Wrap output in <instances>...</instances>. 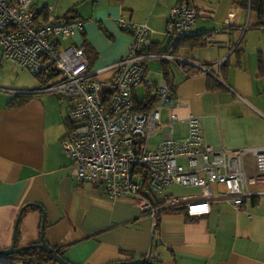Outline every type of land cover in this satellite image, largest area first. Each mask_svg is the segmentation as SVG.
<instances>
[{"label": "crops", "instance_id": "1", "mask_svg": "<svg viewBox=\"0 0 264 264\" xmlns=\"http://www.w3.org/2000/svg\"><path fill=\"white\" fill-rule=\"evenodd\" d=\"M180 1L91 0L92 10L87 13L81 11L79 2H72L68 10L39 7L35 0L33 4L36 11L50 17L54 12L52 17L57 19L77 9L74 20L83 21L84 30L63 44L87 43L90 65L101 72L130 50L133 36L120 29V19L151 29L148 47L158 49L151 53L169 51L170 11ZM195 8L197 20L175 55L212 67L206 72L193 64L149 59L150 85H144L142 98L136 87L134 101L143 109L146 102L155 100L150 92L162 79L167 81L177 98L174 113L181 120L197 117L205 146L216 151L247 149L244 169L251 195L236 206L224 184L210 183L200 194L180 196L208 200L209 214L189 220L182 205L164 211L153 229L151 217L133 200L110 199L95 185L79 180L62 142L69 131L68 99L40 90L41 85L29 89L1 86L6 83L4 63L9 61L1 62L0 57L1 250L14 242L17 247L41 243L44 211L46 241L71 264L134 259L157 264H264V174L258 171L252 153L264 150V27H257L258 13L241 0H196ZM151 60L158 62L150 65ZM97 76L102 80L112 77L102 72ZM22 91L34 97L21 107H9L14 95ZM164 115L167 121V109L162 119ZM175 136L187 138V122L176 123ZM4 258L0 257V264H7Z\"/></svg>", "mask_w": 264, "mask_h": 264}, {"label": "built area", "instance_id": "2", "mask_svg": "<svg viewBox=\"0 0 264 264\" xmlns=\"http://www.w3.org/2000/svg\"><path fill=\"white\" fill-rule=\"evenodd\" d=\"M33 1L0 0L3 61L44 76L48 85L43 91L68 99L71 128L62 142L81 182L95 185L110 199L133 200L151 217L153 229L164 211L182 205L190 217L211 212L208 200L190 201L166 194L174 184L204 189L210 183L224 184L236 206L251 195L244 169L247 149L216 151L205 146L197 117L181 120L174 113L177 98L167 81H160L154 90L155 100L146 102V110L134 101L136 87L150 85L149 59L193 64L206 71V67L173 52L194 27L196 0H182L171 9L166 34L172 46L167 52H147L152 33L147 25L118 20L120 29L130 33L133 41L126 57L101 71L112 75L108 80L98 78L101 72L92 69L82 46L63 44L84 30V22L47 16L36 11ZM57 75L60 78L53 81ZM163 109L169 111L165 122ZM184 121L188 136L180 140L175 136V125ZM155 137L161 138L154 141ZM252 153L258 171L264 174V150ZM4 260L23 264L16 258Z\"/></svg>", "mask_w": 264, "mask_h": 264}, {"label": "rangeland", "instance_id": "3", "mask_svg": "<svg viewBox=\"0 0 264 264\" xmlns=\"http://www.w3.org/2000/svg\"><path fill=\"white\" fill-rule=\"evenodd\" d=\"M35 2H37L39 7L41 5H47L49 7H52V6L59 7L60 6L61 10H65V9L68 10L67 8L71 6L72 2H79L80 4L79 8L82 9L81 11H85L87 13L88 11L92 10L91 0H35ZM53 14L55 13L52 12L51 15L53 16ZM0 57H1V62H2L3 49L1 48V46H0ZM149 62L151 65L152 63L158 62V60H151ZM97 68H99V66ZM4 69L7 70V72L4 73L6 76V83L1 86L5 88L29 89L33 85H36L38 87L41 85L42 79L35 77L33 73H31L28 70L23 69L22 67L18 66L17 64L13 62L4 63L3 70ZM59 78L60 76L57 75L53 81H56ZM152 88H153V85H151V89ZM136 90H137V94L139 98L145 97L146 87L144 85L138 86ZM45 95H47V93ZM150 95L153 98L155 95V91L154 90L151 91ZM165 118L166 116L164 115L163 117L164 122L166 121ZM202 190H203L202 187L184 188V187L174 184L170 186L169 188H167L165 190V193L168 195H172L173 197H180L185 194L197 195V194H200Z\"/></svg>", "mask_w": 264, "mask_h": 264}, {"label": "trees", "instance_id": "4", "mask_svg": "<svg viewBox=\"0 0 264 264\" xmlns=\"http://www.w3.org/2000/svg\"><path fill=\"white\" fill-rule=\"evenodd\" d=\"M241 1H242L243 6H248V5L250 6V4H251L252 10L257 12L259 15L260 20H259V24L257 25V27H264V0H241ZM76 13H77V9H75V8L70 9L64 16H62L58 19L61 21L73 20L76 17ZM82 47L85 49V52H87V48H86L87 43H85ZM154 50H158V49H156L152 46L147 48V52H153ZM173 52H174V54H176V48L174 49ZM162 61L164 62L165 60H162ZM202 66H204L206 68L212 67V65L211 66L202 65ZM34 76L39 78V79H42L40 90H43L45 87H47L48 80H46L42 75L39 76V75L34 74ZM33 97H34V93H31L29 91H22L19 94L14 95L12 100L9 102L8 106L9 107H21L24 104H26L29 100H31ZM146 109L147 108L145 107L142 110H146ZM66 121H67V126L69 127V130H70L71 125H70L68 120H66ZM188 216L186 213V218H188L190 220L191 217L190 216L188 217ZM11 258L20 259L23 261V264H48L49 262L54 261L51 257H49L47 255V253L45 251L40 250V249H30V250L22 252L18 255L11 256ZM2 264H4V263L2 262Z\"/></svg>", "mask_w": 264, "mask_h": 264}, {"label": "water", "instance_id": "5", "mask_svg": "<svg viewBox=\"0 0 264 264\" xmlns=\"http://www.w3.org/2000/svg\"><path fill=\"white\" fill-rule=\"evenodd\" d=\"M209 76L215 78V74L208 72ZM42 225H41V243L26 246V247H17L16 242L13 243L12 247L9 249L1 250L0 249V257H10L13 255L20 254L30 249H40L45 251L52 259H54L59 264H71L62 257L57 250H55L52 246L48 244L45 239V224H46V215L45 212L42 211ZM113 264H157L155 262L149 261L147 259H134L130 261L117 262Z\"/></svg>", "mask_w": 264, "mask_h": 264}]
</instances>
